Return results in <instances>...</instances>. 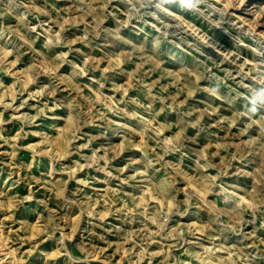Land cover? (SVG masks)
<instances>
[{
    "label": "rangeland",
    "instance_id": "obj_1",
    "mask_svg": "<svg viewBox=\"0 0 264 264\" xmlns=\"http://www.w3.org/2000/svg\"><path fill=\"white\" fill-rule=\"evenodd\" d=\"M0 264H264V0H0Z\"/></svg>",
    "mask_w": 264,
    "mask_h": 264
},
{
    "label": "snow or ice",
    "instance_id": "obj_2",
    "mask_svg": "<svg viewBox=\"0 0 264 264\" xmlns=\"http://www.w3.org/2000/svg\"><path fill=\"white\" fill-rule=\"evenodd\" d=\"M186 2H187V0H186Z\"/></svg>",
    "mask_w": 264,
    "mask_h": 264
}]
</instances>
